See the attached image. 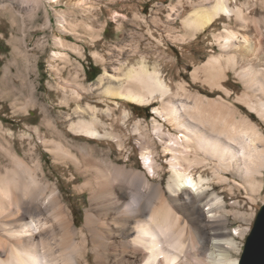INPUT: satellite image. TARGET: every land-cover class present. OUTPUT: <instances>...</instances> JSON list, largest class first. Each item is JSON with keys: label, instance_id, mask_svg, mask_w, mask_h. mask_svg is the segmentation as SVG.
Returning <instances> with one entry per match:
<instances>
[{"label": "bare ground", "instance_id": "obj_1", "mask_svg": "<svg viewBox=\"0 0 264 264\" xmlns=\"http://www.w3.org/2000/svg\"><path fill=\"white\" fill-rule=\"evenodd\" d=\"M182 9L184 33L192 39L208 32L205 40L220 50L202 69L210 84L221 88L222 74L232 72L244 88L236 101L264 122V0H183ZM154 56L119 61L99 77L101 90L93 95L62 91L65 111L54 119L44 113V131L30 128L19 136L28 145L25 155L42 147L68 173L65 186L87 196L80 227L75 208L45 180L41 159L28 167L6 134L0 264H238L236 239L255 213H230L226 207L236 202L226 206L216 188L228 192V176L243 166L261 169L264 136L223 99L172 85ZM91 95L102 108L82 102ZM131 105L151 107L150 118ZM114 150L123 164L111 160ZM138 159L143 171L128 166ZM230 216L241 223L234 233Z\"/></svg>", "mask_w": 264, "mask_h": 264}, {"label": "rangeland", "instance_id": "obj_2", "mask_svg": "<svg viewBox=\"0 0 264 264\" xmlns=\"http://www.w3.org/2000/svg\"><path fill=\"white\" fill-rule=\"evenodd\" d=\"M187 7L190 8V4ZM182 8L183 0H0V149L6 146L9 132L12 149L28 167H32L37 158L41 159L45 180L60 189L64 203L75 208L77 227L83 221L87 196H75L73 184L65 186L68 173L42 147L33 155H25L28 145L19 136L29 134L30 128L44 131V113L54 119L59 112L65 111L63 105H59L62 91L91 90L92 95L99 92V77L105 71L110 73L119 61L155 54L159 63L162 61L163 75L172 85L183 83L192 93L210 100L223 99L256 124L264 136V122L236 101L244 88L232 72L222 74L226 79L221 88L210 84L207 72L202 69L220 50L205 40V35L210 38L208 32L192 39L191 32L184 33L180 23ZM199 68L202 73L197 75ZM92 95L82 102L102 108L103 104L97 103ZM131 107L140 118H150L151 107ZM2 152L0 150V171L10 165ZM117 156L115 150L110 153L111 160L123 164ZM130 164L128 166L143 171L139 159ZM260 168L246 172L243 166V173L234 174L239 178L229 175L231 188L228 192L215 187L224 197L226 206L236 202L233 209L229 205L226 207L230 213L236 211L247 217L255 213L249 223H242L243 228L248 227L243 240L236 239L241 249L234 255L238 256V264L256 215L264 204V163ZM167 176L165 174L163 186ZM241 182L242 188L238 186ZM231 217L228 229L234 233L241 223Z\"/></svg>", "mask_w": 264, "mask_h": 264}, {"label": "water", "instance_id": "obj_3", "mask_svg": "<svg viewBox=\"0 0 264 264\" xmlns=\"http://www.w3.org/2000/svg\"><path fill=\"white\" fill-rule=\"evenodd\" d=\"M240 264H264V204L246 239Z\"/></svg>", "mask_w": 264, "mask_h": 264}]
</instances>
